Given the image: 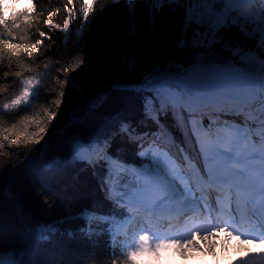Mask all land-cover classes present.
<instances>
[{"label":"trees","instance_id":"16d2710c","mask_svg":"<svg viewBox=\"0 0 264 264\" xmlns=\"http://www.w3.org/2000/svg\"><path fill=\"white\" fill-rule=\"evenodd\" d=\"M6 3L20 4L0 0V132L8 137V142L0 139V253L18 264H122L128 257L121 254L120 240L110 239L99 217L120 213L103 191L109 176L117 190L131 176L124 169L113 171L105 156L125 168L146 158L132 141H115L118 154L114 142L106 148L103 138L115 124L144 115L143 93L131 85L153 68L187 65L199 51L178 47L184 9L153 13L139 3L131 12L123 0H99L85 23L80 17L88 16L90 6L82 0H36L34 12L13 7L5 17ZM50 10L59 13L60 30L46 27ZM45 33L49 38L41 47ZM229 35L239 33L233 29ZM4 42L16 46L19 55L4 49ZM33 45L39 54L29 58L24 48ZM29 81L38 82L33 94L14 104L25 96ZM102 95L107 96L102 107L86 117L88 106ZM164 122L177 142L184 140L171 116ZM20 134L25 139L12 144ZM74 138L89 145L83 159L72 150ZM27 139L38 142L22 146ZM57 157L60 163L46 171L44 165ZM87 161L93 165H83ZM85 213L96 215L92 234ZM41 227L55 231L42 234ZM183 244L199 247L188 239L174 245ZM149 250L146 245L140 252Z\"/></svg>","mask_w":264,"mask_h":264},{"label":"snow or ice","instance_id":"6c2138e0","mask_svg":"<svg viewBox=\"0 0 264 264\" xmlns=\"http://www.w3.org/2000/svg\"><path fill=\"white\" fill-rule=\"evenodd\" d=\"M36 0H33L35 4ZM131 12L139 3L150 12L164 7L184 9L182 49H199L187 65L169 63L153 68L141 83L131 89L143 93L146 119L155 123L157 138L150 150L140 147L139 156L147 157L142 167L125 168L105 156L112 170L124 169L132 177L117 190L109 181L103 191L106 199L126 215H101L104 229L117 238L134 220L143 217L149 230L171 227L172 222L186 217L218 220L233 230L246 226L252 239L264 241V6L261 0H123ZM94 3L81 15L87 23L95 12ZM84 9L82 8V11ZM67 11V10H66ZM55 10H50L45 25L55 23ZM235 29L238 37L229 35ZM45 33L39 41L42 47ZM34 46V45H33ZM25 47L29 58L39 54V47ZM13 55L19 50L4 42ZM30 98L37 81L26 82ZM107 100L99 96L88 106L87 116L96 113ZM60 103V101H58ZM171 116L184 137L177 142L175 133L164 122ZM85 117V118H86ZM207 118V122H205ZM122 131L127 124H120ZM166 136L175 151L160 144ZM0 139L8 142L5 137ZM19 141H17L18 143ZM188 145L196 148L194 159ZM72 150L83 159L89 149L74 138ZM75 157V156H74ZM60 163L59 158L44 165L46 171ZM89 233L96 215L85 213ZM166 222V223H165ZM42 234L55 231L43 228ZM0 264H18L12 255L0 253ZM253 264H264V257Z\"/></svg>","mask_w":264,"mask_h":264},{"label":"clouds","instance_id":"9594fccd","mask_svg":"<svg viewBox=\"0 0 264 264\" xmlns=\"http://www.w3.org/2000/svg\"><path fill=\"white\" fill-rule=\"evenodd\" d=\"M82 3L85 6H91L94 0H82ZM13 7L17 9L27 7L30 13L35 11L33 0L31 3L29 0H22L20 4L15 6L6 3L4 5L5 17ZM3 23L4 19H0V24ZM0 137L8 139L3 132H0ZM24 139L25 135L20 134L11 143L16 144L17 141ZM37 142L27 139L22 146ZM195 243L199 247L184 246L179 248L176 245H171L166 247L163 252H145L137 255H130L131 250H129L126 253L128 258L123 260L122 264H241L245 257L250 256L253 252L264 251V243L249 244L228 231L213 232L212 236H197Z\"/></svg>","mask_w":264,"mask_h":264},{"label":"bare ground","instance_id":"6f19581e","mask_svg":"<svg viewBox=\"0 0 264 264\" xmlns=\"http://www.w3.org/2000/svg\"><path fill=\"white\" fill-rule=\"evenodd\" d=\"M125 122H122V124H124ZM120 124L121 123L115 124V128L114 129L108 128L105 131L106 135L103 138V144L106 146V148L111 146L113 144V142H114L115 153L119 154V152H121V150H119L118 148L115 147L116 146L115 141L117 142L118 139H121L122 142L124 144H127V145H128V141H132L134 143V145L136 144V145H138L140 147H143L146 144L154 142V140L157 139L154 136V131L156 129L155 123H153V121L150 120V119H146L144 115L141 118H139V119H136V120L131 119V120H129V121H127L125 123V124L128 125V130H130V128L137 127L135 129H138L140 127L139 131L137 133L134 131V129H132L133 130L132 131V135H130L131 133L130 134L128 133V130L127 131H122ZM164 137H166V136H164ZM86 164H90V166L93 165L91 161H87L83 165H86ZM213 223H215V222L213 221ZM207 224L208 223L206 221L202 220V222L199 223L197 225V227L201 228L202 226H204V225L206 226ZM209 226H210V224H209ZM190 229L191 228L188 227L187 231H190ZM235 232H236V230H235Z\"/></svg>","mask_w":264,"mask_h":264},{"label":"rangeland","instance_id":"374dc122","mask_svg":"<svg viewBox=\"0 0 264 264\" xmlns=\"http://www.w3.org/2000/svg\"><path fill=\"white\" fill-rule=\"evenodd\" d=\"M31 91L33 92V89H31ZM28 92H29V88H28V85H27V87H26V93H25V96L23 97V99H18V100H16L15 102H14V104H21L22 102H24V101H27L28 100ZM136 131V133L139 131V128L138 129H135ZM104 174H102L101 175V178H104ZM202 229L204 230V232L202 233V234H200L199 236L200 237H204V236H212V234H213V229H212V227L210 228V226H209V224H207L206 226L204 225V226H202ZM212 229V230H211ZM192 232H194V231H192ZM192 232H191V234H192ZM237 233H239L240 232V229H238L237 231H236ZM176 242H164L163 243V245L165 246H168V245H174ZM186 244H183L182 246L180 245V246H178L179 248H183V246H185ZM152 247V250H149V252H153V253H155V252H163L162 250H163V248H161V249H157V248H155L154 246H151Z\"/></svg>","mask_w":264,"mask_h":264}]
</instances>
